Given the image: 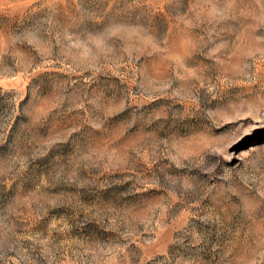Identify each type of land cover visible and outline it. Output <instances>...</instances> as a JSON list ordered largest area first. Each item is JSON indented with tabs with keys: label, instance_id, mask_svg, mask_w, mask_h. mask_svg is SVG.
I'll use <instances>...</instances> for the list:
<instances>
[{
	"label": "rangeland",
	"instance_id": "374dc122",
	"mask_svg": "<svg viewBox=\"0 0 264 264\" xmlns=\"http://www.w3.org/2000/svg\"><path fill=\"white\" fill-rule=\"evenodd\" d=\"M0 264H264V0H0Z\"/></svg>",
	"mask_w": 264,
	"mask_h": 264
}]
</instances>
